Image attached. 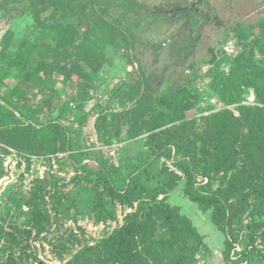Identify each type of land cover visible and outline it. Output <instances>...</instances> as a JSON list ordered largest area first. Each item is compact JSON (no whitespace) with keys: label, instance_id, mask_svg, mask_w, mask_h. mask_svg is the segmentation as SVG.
<instances>
[{"label":"rangeland","instance_id":"rangeland-1","mask_svg":"<svg viewBox=\"0 0 264 264\" xmlns=\"http://www.w3.org/2000/svg\"><path fill=\"white\" fill-rule=\"evenodd\" d=\"M94 1L108 6L110 19L132 44L131 51H109L107 64L93 74L99 90L115 92L124 100V115L113 118L103 110L83 128L110 159L113 188L121 193L131 177L143 170L160 180L170 177L175 187L166 202L177 207L196 230L197 237L185 248L186 253L195 251L192 264H260L251 248L264 253L261 233L248 252L242 235L238 242L233 235V247L224 258L225 235L212 222L213 209L203 211L185 195L190 167L179 163L188 156H203L199 137L209 116L226 112L238 117L239 106H259L255 89L264 85V0ZM4 15L0 12L2 92L37 64L49 72L47 46L53 43L46 29L53 22L49 12L41 14L40 22L34 21L31 10L18 18ZM12 61L18 63L8 69ZM260 76L262 83L257 81ZM146 77L160 96L179 95L172 102L154 105L137 95V86ZM52 79L62 100L73 94L78 82L73 75L61 86L57 82L63 76L56 72ZM49 96L37 94V102ZM61 107L47 109L33 128L53 122ZM35 139L26 127L0 130V264H67L102 244L137 208L136 202L127 204L105 189V178L94 161L77 165L71 160L63 139L50 144L49 154H42L41 147L32 154L20 150L32 148ZM175 145L182 149L180 160L172 158ZM8 156L12 160L5 172ZM261 157L264 163V154ZM197 180V188L211 181V190L225 191L230 201L246 196L244 218L248 219L242 234L247 223L264 222V167H251L240 158L231 171L206 173ZM99 192L104 208L98 204ZM240 227L242 223L236 230Z\"/></svg>","mask_w":264,"mask_h":264},{"label":"trees","instance_id":"trees-1","mask_svg":"<svg viewBox=\"0 0 264 264\" xmlns=\"http://www.w3.org/2000/svg\"><path fill=\"white\" fill-rule=\"evenodd\" d=\"M119 1L122 0H113L115 3ZM26 10H31L35 22H40L43 12H49L53 20L52 24L46 26L53 40L52 45L47 46L49 56L46 60H49L50 70L45 71L42 63L37 64L22 76L18 75L20 81L13 88L6 92L0 88V130L24 127L32 130L36 135L33 147L20 148L27 154L34 153L36 147H41L42 154H49L51 143L65 140L64 150L71 160L77 165L85 160L94 161L105 178L104 187L109 193L118 194L127 204L137 203L135 212L126 217L122 227L102 244L79 253L67 264H192L195 251L192 254L186 253L185 248L197 234L191 221L180 215L177 207H171L166 202L167 193L175 187L171 178L160 180L151 171L143 170L131 177L127 188L118 193L110 180V159L102 149H98L101 146L94 145L83 132L88 119L104 110L100 104L88 106L89 91L99 90L95 86L93 74L107 64L109 51L118 53L132 50L130 40L110 19L108 6H99L94 0H0V12L8 18H18ZM16 64L12 61L7 67L11 69V65ZM54 72L63 76L62 82H57L61 86L71 76L78 77L73 94L67 95V98L64 96L63 100L58 96L56 82L52 79ZM262 78L260 76L257 81L262 83ZM261 87L255 89V99L259 106H239L238 117L228 116L226 112L209 116L204 135L199 137L204 147L203 156H188L179 163L190 167L185 195L203 211L213 209L212 222L225 235V259L233 247V235L236 237L235 242L242 235L244 243L247 242L244 251L248 252L254 237L259 233L264 236V222L251 224L247 221L246 231L242 234L243 222L248 219L244 218L248 213L246 196L240 195L230 201L231 197L225 191L211 190V181L197 188V178L206 173L210 175L211 172L231 171L240 158L251 167H264L261 157L264 154V138H259V135L264 136V85ZM40 93H50V96L37 102V94ZM103 93L118 100L123 108L121 113L107 112L109 116L115 118L124 115L125 102L119 94ZM138 94L143 99L154 101V105L172 102L179 95L168 92L160 96L149 77L138 84ZM70 102L75 104L74 108L70 107ZM60 104V115L53 122L47 125L41 123L38 130L33 128V123L39 124L47 109L52 112ZM173 147L172 158L182 159V149L177 145ZM171 150H167L169 156ZM259 171L262 172V168ZM243 174L249 176L248 170H243ZM161 196L164 197L160 199ZM98 204L104 208L102 192L98 194ZM102 219L105 217L99 218ZM241 223L240 230H236ZM251 249L256 252L259 263L264 264V253L254 247Z\"/></svg>","mask_w":264,"mask_h":264},{"label":"built area","instance_id":"built-area-1","mask_svg":"<svg viewBox=\"0 0 264 264\" xmlns=\"http://www.w3.org/2000/svg\"><path fill=\"white\" fill-rule=\"evenodd\" d=\"M89 97H90V100L88 101L89 107H93L96 104H100L106 112L117 114L123 111V108L118 102V100L110 97L109 95L103 93L102 91L91 89L89 91ZM70 107L74 108L75 104L73 102H70Z\"/></svg>","mask_w":264,"mask_h":264},{"label":"water","instance_id":"water-1","mask_svg":"<svg viewBox=\"0 0 264 264\" xmlns=\"http://www.w3.org/2000/svg\"><path fill=\"white\" fill-rule=\"evenodd\" d=\"M11 160H12V158H11V156H8L7 157V161L4 163V170H5V172H8L9 171V162H11ZM1 183H2V181H1Z\"/></svg>","mask_w":264,"mask_h":264}]
</instances>
